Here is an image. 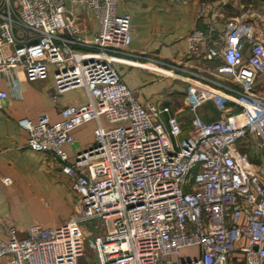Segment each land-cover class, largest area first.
<instances>
[{
    "label": "built area",
    "instance_id": "obj_1",
    "mask_svg": "<svg viewBox=\"0 0 264 264\" xmlns=\"http://www.w3.org/2000/svg\"><path fill=\"white\" fill-rule=\"evenodd\" d=\"M8 0L0 5V76L15 78L22 66L28 82L52 76L55 96L83 89L84 106L65 105L60 120L47 115L18 122L27 147L55 158L71 181L77 211L59 226L31 225L24 238L10 230L0 240L5 264H227L240 242L244 264H264V167L254 172L238 144L248 137L264 152V16L240 14L217 29L209 11L203 28L187 36L188 53L217 63L203 80L182 66H166L187 85L189 110L207 101L222 111L215 121L194 117L186 136L166 107L143 106L120 79L113 58L131 43V18L119 0H85L97 20L90 42L67 38L62 0ZM74 47L79 48L76 50ZM81 49V50H80ZM179 73L187 74L186 78ZM225 92V93H224ZM225 94H231L226 96ZM8 93L0 90V115ZM95 122L93 146L68 160L73 131ZM9 179L3 180L9 184ZM106 232L88 237L86 226ZM88 249L92 256L85 255Z\"/></svg>",
    "mask_w": 264,
    "mask_h": 264
},
{
    "label": "crops",
    "instance_id": "obj_2",
    "mask_svg": "<svg viewBox=\"0 0 264 264\" xmlns=\"http://www.w3.org/2000/svg\"><path fill=\"white\" fill-rule=\"evenodd\" d=\"M62 1L68 22L67 38L90 42L98 30V23L85 0ZM210 10L218 13L219 31L223 30L225 23L233 22L242 13H258L251 9L248 0H119L117 6L118 14L130 16L132 32L130 45L113 58L121 81L135 93L143 106L168 108L163 120L169 115L175 116L183 137L196 114L188 109L186 84L166 70V66L182 64L203 80H209L207 77L210 76L219 84L231 87L226 77L213 74L217 63L206 62L188 53L190 30L203 28L209 21ZM15 78L19 93L7 76H0V90L8 93L0 115V240L3 241L8 240L10 230H15L18 238H24L31 225L59 226L77 211V197L70 179L61 172L60 163L52 156L31 151L27 147L28 134L18 122L22 119L36 122L41 115H47L52 123L58 122L61 107L84 106L88 102L83 89L71 90L54 98L51 75L45 81L28 82L23 67L16 66ZM228 103L230 107L233 104ZM212 113L210 105L206 104L197 115L204 122H211ZM95 126V122H90L73 131L74 142L65 147L69 161L78 152L93 146ZM257 144L254 137L238 144L239 151L246 155L254 172L264 167V152ZM5 178L10 181L7 185L3 183ZM244 245L245 242H240L236 246L227 264H244V254L239 250ZM0 264H5V260L0 259Z\"/></svg>",
    "mask_w": 264,
    "mask_h": 264
},
{
    "label": "rangeland",
    "instance_id": "obj_3",
    "mask_svg": "<svg viewBox=\"0 0 264 264\" xmlns=\"http://www.w3.org/2000/svg\"><path fill=\"white\" fill-rule=\"evenodd\" d=\"M5 0H2L1 2H4ZM8 2H9V7L13 10V11H16V2H15V0H8ZM248 3H249V5H250V7H251V9H253L254 11H258V14H260L261 16H264V0H248ZM218 63V62H217ZM190 71V70H189ZM191 72V71H190ZM192 73V76H190L192 79H195L196 81H198V79H199V81H201L202 79H200L201 77L198 75V74H196V73H194V72H191ZM180 74V76L181 77H184V78H186L188 75L187 74H183V73H179ZM207 79H209L210 81H214V83H217V84H219L218 82H216L214 79H211V77L209 76V77H207ZM218 79V78H217ZM202 83H207V82H203V80H202ZM184 84H186V83H184ZM230 84V83H229ZM207 85H210V87H212L213 89H215L216 91H219V92H221V90H220V88L217 86V85H214V84H211V83H207ZM186 88H187V85L185 86ZM231 88L232 89H237L236 88V86H234L233 84H231ZM188 92V90L186 89V93ZM222 93V92H221ZM225 93V92H224ZM226 96H228V95H231V94H225ZM229 97V96H228ZM206 104H208V105H210V107H211V112H213L212 114H213V118L210 120V121H215V120H217L218 118H219V116H220V114L222 113V112H224V113H231V112H233V111H235V110H237V107L234 105V104H232V106L230 107L229 106V103H227L225 106H224V109L222 110V111H220L215 105H214V103H213V101H207L206 103H204V104H202V105H200V106H198L197 108H196V112L195 113H193V114H196L194 117H199L200 118V116H198L197 115V112H198V110L201 108V107H203L204 105H206ZM189 109V108H188ZM191 112V111H190ZM194 119V118H193ZM192 119V120H193ZM191 123H192V121H191ZM190 126H191V124H190ZM106 232V226L104 225V224H102V223H92V224H90V225H87L86 226V235L88 236V237H90V236H95V235H102V234H104ZM85 255L86 256H92V253L86 248L85 249Z\"/></svg>",
    "mask_w": 264,
    "mask_h": 264
}]
</instances>
